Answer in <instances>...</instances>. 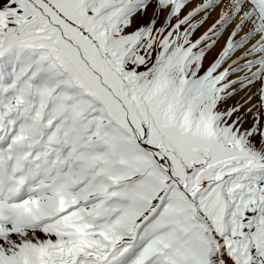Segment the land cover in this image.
Wrapping results in <instances>:
<instances>
[{"label":"snow or ice","instance_id":"snow-or-ice-1","mask_svg":"<svg viewBox=\"0 0 264 264\" xmlns=\"http://www.w3.org/2000/svg\"><path fill=\"white\" fill-rule=\"evenodd\" d=\"M190 2L0 0V264H264V0Z\"/></svg>","mask_w":264,"mask_h":264},{"label":"bare ground","instance_id":"bare-ground-1","mask_svg":"<svg viewBox=\"0 0 264 264\" xmlns=\"http://www.w3.org/2000/svg\"><path fill=\"white\" fill-rule=\"evenodd\" d=\"M196 2L197 0H191V2L188 4V8L194 7ZM205 11L210 13L211 21L206 23L200 29H197V31L193 35V39H197L199 35L208 27V24H210L212 21L218 18V12H219L218 8H216L215 11H211V8L206 9ZM203 15L204 12L198 13L196 17H193V22L195 23V21L198 20ZM231 18L232 17L230 15L229 19ZM219 27L221 26H218V28ZM245 31H248V29L246 28ZM258 40H261V34L255 31L250 32L249 35L246 36L244 39H240L238 37L234 49L229 55V58H227L224 61L221 70L228 69L226 82L228 83L231 81L233 83H231L230 87H228L229 88L228 92L226 90L225 93L226 102L222 101L221 102L222 104L227 103L226 106H235L236 104L243 103L244 99L247 98V95L249 94V88L246 87L245 84L246 81L252 78V73H250L248 70L251 68L254 72V65L252 64L258 63V58L260 60H264V55H261L259 48L250 47L252 43H255ZM262 43H264V41H262ZM241 45H243V47H241ZM245 52H247V55H245ZM218 55H219V48H213L210 52H207L205 56V67L208 66V61L210 58H215ZM233 61H236V63H233ZM239 67H241V69ZM237 68L246 71L243 73L233 74L236 72L235 70Z\"/></svg>","mask_w":264,"mask_h":264},{"label":"rangeland","instance_id":"rangeland-1","mask_svg":"<svg viewBox=\"0 0 264 264\" xmlns=\"http://www.w3.org/2000/svg\"><path fill=\"white\" fill-rule=\"evenodd\" d=\"M194 51H196V49H194ZM210 52V51H209ZM257 63H254V64H252V65H256ZM243 66H245V65H243ZM242 67V66H241ZM241 67H239L240 69H241ZM239 68H237L235 71V73H233V74H236V73H243V72H245L246 70H240ZM225 83H227L226 82V80H225ZM230 87V86H229ZM242 88H244V87H242ZM227 90V92H228V90H229V88L228 89H226ZM222 101H225L226 102V100L225 99H223V100H221V102ZM222 104V103H221ZM227 104V103H226ZM226 104H222V105H226Z\"/></svg>","mask_w":264,"mask_h":264}]
</instances>
